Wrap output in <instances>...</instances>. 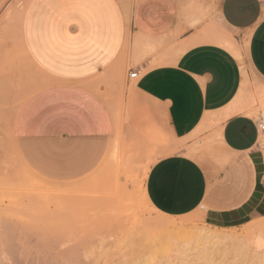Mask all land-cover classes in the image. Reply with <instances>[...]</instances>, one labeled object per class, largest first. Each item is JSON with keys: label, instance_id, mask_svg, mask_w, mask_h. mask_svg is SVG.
<instances>
[{"label": "crops", "instance_id": "1", "mask_svg": "<svg viewBox=\"0 0 264 264\" xmlns=\"http://www.w3.org/2000/svg\"><path fill=\"white\" fill-rule=\"evenodd\" d=\"M226 37L264 82V0H30L0 29L1 159L72 185L138 131L166 152L144 181L153 210L264 216V130L231 109L244 78Z\"/></svg>", "mask_w": 264, "mask_h": 264}, {"label": "rangeland", "instance_id": "2", "mask_svg": "<svg viewBox=\"0 0 264 264\" xmlns=\"http://www.w3.org/2000/svg\"><path fill=\"white\" fill-rule=\"evenodd\" d=\"M29 1H1L0 29H21ZM215 42L234 45L233 51L227 49L238 59L243 73L232 111L264 122V82L249 68L245 43L237 46L229 37ZM165 154L162 144L146 139L138 131L122 133L89 177L67 186L43 184L21 163L0 157V264H118L120 255L128 249L122 242L134 232L140 240L149 238L140 253L156 256L154 264H201L200 252L215 260L213 264H264V228L249 231L252 221L262 222L264 216L234 227H215L205 222L201 211L166 217L153 210L145 196L144 181L152 164ZM51 188L59 194H74L65 193L64 199L49 194L56 191ZM44 192L50 196H43ZM188 217L194 221L190 220L187 228L200 231L198 236L185 235L181 241L173 239L166 244L169 239L154 235L161 220Z\"/></svg>", "mask_w": 264, "mask_h": 264}, {"label": "bare ground", "instance_id": "3", "mask_svg": "<svg viewBox=\"0 0 264 264\" xmlns=\"http://www.w3.org/2000/svg\"><path fill=\"white\" fill-rule=\"evenodd\" d=\"M237 106V105H236ZM235 107V106H234ZM28 172V171H27ZM31 175V174H30ZM50 188V187H49ZM48 188V189H49ZM52 189V190H51ZM50 190L51 191H53V189H54V191L56 190L55 188H51ZM45 190V189H44ZM43 190V191H44ZM46 191L48 192L49 190H47L46 189ZM57 191V193H55ZM55 192H53V193H50V191L48 192L49 194H52V195H54V194H56V196H57V194L58 195H62V197L64 198V196H63V194L65 195V193H63L62 192V194H59L60 193V191L59 190H56ZM59 191V192H58ZM47 192H44V193H46V194H42L43 196L44 195H46L47 197L48 196H50L49 194L47 195ZM40 193V192H39ZM17 194V193H16ZM66 194H70L69 192H67ZM72 194H74L73 192H71V194L70 195H72ZM28 195H29V193H28ZM42 195H40L41 197H43ZM40 196H39V198H40ZM55 196V195H54ZM67 196V195H66ZM74 196V195H73ZM28 197V196H27ZM70 197H72V196H70ZM38 198V199H39ZM60 198V200L61 201H63L64 199H66V198ZM68 198H69V196H68ZM49 199V198H48ZM47 199V200H48ZM53 199V198H52ZM51 199V200H52ZM79 199V198H78ZM50 200V201H51ZM56 200H57V198H56ZM55 200V201H56ZM59 200V199H58ZM67 200H69V199H67ZM66 201V200H65ZM71 202L72 201H74V200H70ZM70 201H68L69 203H70ZM49 202V201H48ZM68 202H66V203H68ZM75 202V201H74ZM77 203V202H76ZM65 204V203H64ZM72 204H73V202H72ZM78 204V203H77ZM35 206V205H34ZM66 206V205H65ZM68 206H66L65 207V209L67 208ZM70 207V206H69ZM61 208H62V206H61ZM64 209V210H65ZM70 209V208H69ZM49 210V209H48ZM196 217V216H195ZM192 218V217H191ZM264 218V217H263ZM168 219V218H167ZM190 220L191 221H194V218L193 219H190L189 217L187 218V219H183V220H179V221H162L161 220V222L159 223V225L158 226H156V232L154 233V235H157L158 233L161 235V236H163V237H165V238H167V239H169V241H167L166 242V244L168 243V242H171L170 240H173V239H175V240H177V241H181L182 239H183V237L185 236V235H192V236H198L199 234H200V231H198V230H196V229H194L193 227H191V228H187V225L190 223ZM195 221H196V218H195ZM145 222H147V221H144V224H146ZM154 222H157V221H154ZM143 223V222H142ZM192 223V222H191ZM148 224V223H147ZM155 225V224H154ZM143 226V225H142ZM145 226V225H144ZM146 227V226H145ZM150 228V227H149ZM263 228H264V221H262V222H255V221H252V225H251V227H250V230L249 231H251V232H259V231H261V230H263ZM152 229V228H151ZM246 230V229H245ZM248 231V230H247ZM143 232V231H142ZM135 233V232H134ZM133 233V235H129L128 237H129V240H125V242L123 241L122 243L124 244V245H126V247H128V249L126 250V253H123V254H121L120 256V261H119V263L118 264H154V263H156L155 262V259H156V256H153V255H148V254H142V253H140V248H143L144 247V245L143 244H145V243H147L148 242V240H149V238L148 237H145V238H142V240H140V239H138V237L136 236V237H134V234ZM139 233H141V232H139ZM139 233H138V235H139ZM143 233H145V231L143 232ZM142 233V234H143ZM132 234V233H131ZM251 234V233H250ZM136 235H137V233H136ZM141 235V234H140ZM203 236H205V235H203ZM215 236H217V235H215ZM214 236V237H215ZM220 237L221 236H223V235H219ZM218 236V237H219ZM225 236H227V235H225ZM225 236H223L222 238H225ZM219 237V238H220ZM228 237V236H227ZM2 238H4V237H2ZM152 238H155V236H153ZM222 238L220 239V240H222ZM227 239V238H226ZM228 239H229V237H228ZM5 241H7V240H5ZM225 241V240H224ZM6 243V242H5ZM75 243V242H74ZM80 243V242H79ZM123 245V246H124ZM118 247H120V246H118ZM179 248H181V246L179 245L178 246ZM95 250V249H94ZM183 250V249H182ZM128 251V252H127ZM181 251V250H180ZM203 251H205V250H203ZM200 252V251H199ZM206 252H204V253H202V252H200V253H198V257L202 260V263L201 264H213V262L215 261H211L212 260V258L210 259V256H208V255H206L205 254ZM90 254V253H89ZM184 254V253H183ZM91 255V254H90ZM97 255V254H96ZM185 255V254H184ZM188 255V254H187ZM197 256V255H196ZM209 258H208V257ZM96 257V256H95ZM169 257V256H168ZM198 257H197V259H198ZM189 258V257H188ZM180 260H182V257H181V259ZM184 260H186V258L184 259ZM186 261H188V260H186ZM191 261V260H190ZM181 262V261H180ZM183 262V261H182ZM181 262V263H182ZM196 262V261H195ZM184 264H192V263H189V262H184ZM199 264V263H198ZM216 264V263H215Z\"/></svg>", "mask_w": 264, "mask_h": 264}, {"label": "built area", "instance_id": "4", "mask_svg": "<svg viewBox=\"0 0 264 264\" xmlns=\"http://www.w3.org/2000/svg\"><path fill=\"white\" fill-rule=\"evenodd\" d=\"M129 77L133 79V78L136 77V74H135V73H131V74L129 75ZM258 124H259V128H260V130H264V122L261 121V122L258 123Z\"/></svg>", "mask_w": 264, "mask_h": 264}, {"label": "snow or ice", "instance_id": "5", "mask_svg": "<svg viewBox=\"0 0 264 264\" xmlns=\"http://www.w3.org/2000/svg\"><path fill=\"white\" fill-rule=\"evenodd\" d=\"M166 179H167L166 177L162 178V180H166Z\"/></svg>", "mask_w": 264, "mask_h": 264}]
</instances>
